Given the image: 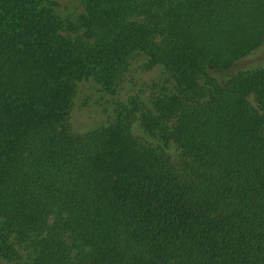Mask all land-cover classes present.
Here are the masks:
<instances>
[{"label":"trees","instance_id":"trees-1","mask_svg":"<svg viewBox=\"0 0 264 264\" xmlns=\"http://www.w3.org/2000/svg\"><path fill=\"white\" fill-rule=\"evenodd\" d=\"M44 1L0 0V255L264 264V61L243 63L264 0H82L72 37ZM136 54L168 85L73 131L76 83L112 93ZM135 114L158 143L131 132Z\"/></svg>","mask_w":264,"mask_h":264},{"label":"rangeland","instance_id":"rangeland-1","mask_svg":"<svg viewBox=\"0 0 264 264\" xmlns=\"http://www.w3.org/2000/svg\"><path fill=\"white\" fill-rule=\"evenodd\" d=\"M44 5L50 6L63 22L61 33L69 36L80 34L82 29L78 19L83 12L82 0H45ZM264 61V45L243 61L244 64ZM170 77L160 65H151L144 54H136L130 59L128 72L124 80L114 92L108 93L91 77L78 81L75 85L72 104L68 115V123L75 132H84L108 122L112 107L117 101H126L136 96L143 105H150L153 89L156 84L168 85ZM256 105L253 98L250 97ZM130 130L134 135L152 144L158 143L155 134L147 131L141 124L140 117L135 114ZM167 152L177 155L178 150L170 145ZM18 255L7 259L0 255V264H32L34 252L25 245L15 244Z\"/></svg>","mask_w":264,"mask_h":264}]
</instances>
